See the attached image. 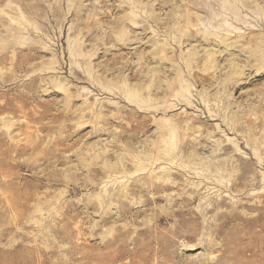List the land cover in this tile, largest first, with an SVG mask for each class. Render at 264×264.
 <instances>
[{
  "label": "rangeland",
  "instance_id": "374dc122",
  "mask_svg": "<svg viewBox=\"0 0 264 264\" xmlns=\"http://www.w3.org/2000/svg\"><path fill=\"white\" fill-rule=\"evenodd\" d=\"M0 264H264V0H0Z\"/></svg>",
  "mask_w": 264,
  "mask_h": 264
}]
</instances>
